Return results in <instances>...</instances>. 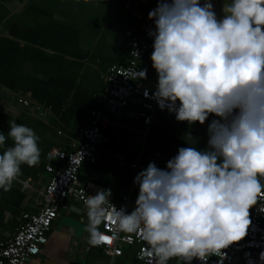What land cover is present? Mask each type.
I'll use <instances>...</instances> for the list:
<instances>
[{
  "label": "clouds",
  "instance_id": "clouds-1",
  "mask_svg": "<svg viewBox=\"0 0 264 264\" xmlns=\"http://www.w3.org/2000/svg\"><path fill=\"white\" fill-rule=\"evenodd\" d=\"M223 12L218 19L210 0H158L149 12L158 73L153 98L177 121L204 124L210 114L220 119L209 125L206 149L181 147L166 169L152 162L137 174L139 195L131 213L110 202L111 189L89 195L88 245L111 243L99 230L111 220L118 231L145 243L138 253L145 264L175 258L207 264L248 234L250 209L264 192V0H224ZM146 78L144 69L132 79ZM8 136L15 146L0 155L5 191L22 165L36 166L41 156L30 127L13 121ZM5 139L0 134V145Z\"/></svg>",
  "mask_w": 264,
  "mask_h": 264
},
{
  "label": "crops",
  "instance_id": "crops-1",
  "mask_svg": "<svg viewBox=\"0 0 264 264\" xmlns=\"http://www.w3.org/2000/svg\"><path fill=\"white\" fill-rule=\"evenodd\" d=\"M210 2L222 19L224 0ZM133 27L132 13L118 0H0V134L6 137L0 155L15 146L8 136L13 121L34 130L41 150L36 166L22 165L11 189H0V241L12 236L22 214L39 209L40 192L49 178L44 171L47 152L69 150L71 140L79 138L77 129L87 123L108 67L125 60L124 32ZM151 55L142 82L155 92ZM20 98L31 105L23 106ZM138 111V102H132L111 128L110 142L99 151L97 162L84 165L79 173L89 195L111 189L115 204L130 196V212L139 195L134 183L139 172L152 162L166 169L181 147L204 150L209 140L206 122L177 121L174 113L157 105L146 127ZM138 155L140 166L132 170L129 166ZM27 179L31 181L24 188L20 181ZM87 224L80 204L68 199L41 253L27 264H142L135 258V246L114 258L88 246Z\"/></svg>",
  "mask_w": 264,
  "mask_h": 264
},
{
  "label": "built area",
  "instance_id": "built-area-1",
  "mask_svg": "<svg viewBox=\"0 0 264 264\" xmlns=\"http://www.w3.org/2000/svg\"><path fill=\"white\" fill-rule=\"evenodd\" d=\"M124 9L130 11L134 27L124 32L125 60L123 63L108 67L103 76V87L96 97V104L89 112L87 123L77 131L79 138L71 140L69 150L53 148L45 156L44 171L49 175L47 183L40 192V207L36 212L24 213L18 220L15 232L6 240L0 241V264H27L41 253L47 243L48 234L53 223L58 219L59 212L70 199L80 204L84 220L87 222V209L84 201L89 196L86 187L80 180V170L84 165L97 162L99 151L110 142V130L116 120L125 112L132 102H138L137 116L148 127L157 108L154 92L143 84V79H132L135 70H143L147 57L154 51V38L149 35L155 24L149 19V12L158 5V0H118ZM127 76V77H126ZM158 83L156 75L155 88ZM23 106L31 102L20 98ZM39 108V107H37ZM215 114H210L205 122L210 125L213 120H219ZM158 157V154L155 155ZM120 165L121 158L116 156ZM140 155L130 164L136 170L141 163ZM264 183V178H261ZM30 179L20 181L22 187H29ZM110 202L117 208H126L132 203L130 196H123L119 204ZM252 221L248 234L240 241L234 242L218 256H210L207 264H264L261 254L264 253V192L258 198L257 204L250 209ZM99 230L111 238V243L100 245L99 248L110 258L119 257L126 248L136 247L138 253L147 246L135 234H127L117 230L111 220L99 226ZM90 246V245H88ZM179 264L182 261L177 258ZM192 264H202L194 259Z\"/></svg>",
  "mask_w": 264,
  "mask_h": 264
},
{
  "label": "snow or ice",
  "instance_id": "snow-or-ice-1",
  "mask_svg": "<svg viewBox=\"0 0 264 264\" xmlns=\"http://www.w3.org/2000/svg\"><path fill=\"white\" fill-rule=\"evenodd\" d=\"M109 242H111V241H109Z\"/></svg>",
  "mask_w": 264,
  "mask_h": 264
}]
</instances>
